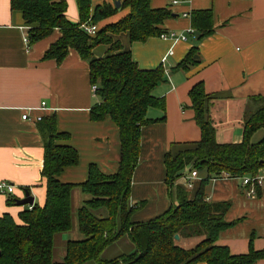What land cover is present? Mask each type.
<instances>
[{"label":"crops","instance_id":"1","mask_svg":"<svg viewBox=\"0 0 264 264\" xmlns=\"http://www.w3.org/2000/svg\"><path fill=\"white\" fill-rule=\"evenodd\" d=\"M173 1L152 0L151 6L171 10L173 17L165 22V33L182 34L187 39L153 38L132 46L133 58L141 69L163 66L167 77L155 90V96L165 101L166 110L150 108L147 118L153 123L142 131L141 155L130 195L137 209L132 217L134 223L149 222L169 211L178 202L177 188L186 189L187 178L194 172L187 168L174 186H170L164 163L166 153L173 146L183 148L202 139L189 97L193 87L203 83L206 94L218 97L212 101L209 115L220 144L243 141L245 114L257 108L252 99L264 97V0H191L176 5ZM113 2L92 0V12ZM10 3L11 0H0V185L7 183L14 191L0 192V217L10 214L21 224L22 212L34 205L43 207L46 202L47 183L42 178L44 140L39 132L42 121L38 122L37 117L45 120L54 116L58 131L70 135L68 144L79 153V164L67 168L60 176V181L66 184L84 183L92 164L105 175L116 174L121 143L119 129L110 119L90 120V110L99 100L90 83L88 62L75 51L60 65L52 60L44 61L46 51L60 38V32L55 31L28 46V27L23 15L12 11ZM67 3L66 15L77 24L76 0ZM204 10L213 12L215 33L198 44L192 14ZM128 13L129 9L122 10L100 27L117 23ZM195 46H198L199 55L195 59H199V64L187 72L175 71ZM170 51L173 54L169 56ZM43 102L46 106L41 109ZM27 112L31 119L24 121ZM263 139L264 129H261L253 135L251 143L258 144ZM197 173L192 180L193 188L187 190L191 200L206 176ZM25 190L34 199L33 206L8 204L9 198L24 199ZM204 193L209 203L231 205L225 219L235 225L220 234L218 245L228 247L236 256L248 254L251 248L264 250V185L256 197L248 198L242 178L224 177L209 180ZM76 196L80 197L79 193ZM63 236V245L81 240L76 233L73 240L68 234ZM256 264H264V260Z\"/></svg>","mask_w":264,"mask_h":264},{"label":"trees","instance_id":"2","mask_svg":"<svg viewBox=\"0 0 264 264\" xmlns=\"http://www.w3.org/2000/svg\"><path fill=\"white\" fill-rule=\"evenodd\" d=\"M114 1L120 2V8L105 3L92 12V0H76L79 22L74 24L66 15L67 0H11V10L21 12L28 27V46L60 32L44 61L60 65L75 51L88 62L90 83L97 87L95 95L99 99L90 110V120L110 119L118 127L121 159L116 174L105 175L92 164L84 183L61 182V174L76 167L80 156L68 144L70 135L58 131L56 118H42L39 132L44 140L42 178L47 183L46 202L43 207L34 205L22 212L21 224L10 214L0 217V264H256L264 260V250L258 252L250 247L248 254L236 256L228 247L217 244L220 234L235 225L225 219L231 205L209 203L204 193L209 180L252 177L264 169V139L251 143L253 135L264 129V97L252 99L257 108L245 114L243 141L220 144L209 115L211 103L218 97L206 94L203 83L193 87L189 97L202 139L183 148L173 146L166 153V182L174 186L189 167L205 174V180L193 200L187 189L178 187V202L169 211L146 223L133 222L137 209L130 195L141 155L142 131L153 123L147 118L150 108L166 110L165 101L155 96V90L167 77L163 66L141 69L133 58L132 46L160 38L173 13L168 8L153 9L152 0ZM126 9L128 15L119 22L100 27ZM83 25L96 26V35L87 34ZM192 28L198 44L213 36V12H194ZM100 47L105 50L96 56L94 51ZM197 55L195 46L175 71L187 72L198 65ZM76 189L91 196L77 211L78 231L83 239L69 241L63 260L55 262V237L73 229L72 197ZM8 204L15 205L16 200L9 198ZM102 210L107 215L97 216ZM124 237L136 250L103 259L104 252ZM193 238H201L194 247L180 245L182 239Z\"/></svg>","mask_w":264,"mask_h":264},{"label":"rangeland","instance_id":"3","mask_svg":"<svg viewBox=\"0 0 264 264\" xmlns=\"http://www.w3.org/2000/svg\"><path fill=\"white\" fill-rule=\"evenodd\" d=\"M113 5L115 7H117V1L116 2L114 1ZM68 19L71 21L70 18H68ZM71 22L74 23L73 21H71ZM104 50H105V48L100 47L94 51V54L96 56H101V54H103ZM77 193H79V195H80V197H82V199L80 197L76 196ZM89 199H91V196L84 195L81 192V190H79V189L74 190L73 197H72L73 229L70 232V234L68 233V236L69 235L71 236L70 240H73L72 237H73L74 233H76L77 235H79L83 239V236L78 231L77 211ZM96 215L97 216H106L107 212L105 210H102V211L97 212ZM63 238H64L63 235H57L55 237V246H54V261L55 262H61L63 260V256L65 255L66 245H63L62 244L63 242L61 240ZM199 240H201V238H193L191 240L182 239L180 242V245L184 246L186 248H191V247H194L199 242ZM135 250H136L135 245L130 241V239L127 237H124L120 241H118L117 243L113 244L110 248H108L104 252L102 258L103 259H113L117 256L122 255V254L132 253Z\"/></svg>","mask_w":264,"mask_h":264},{"label":"built area","instance_id":"4","mask_svg":"<svg viewBox=\"0 0 264 264\" xmlns=\"http://www.w3.org/2000/svg\"><path fill=\"white\" fill-rule=\"evenodd\" d=\"M179 2H191V0H174L173 1V4H178ZM186 17H189L188 14H185ZM83 30L91 35V36H94L96 35L97 33V27L96 26H90V25H83L82 26ZM193 32V31H191ZM160 39L162 40H167V39H173L175 41H185L187 38L185 35H182V34H177V33H174V32H171V33H163L161 36H160ZM26 42L28 44V39L26 37ZM173 54V51H170L169 52V56ZM163 61L165 62L166 61V58L163 59ZM97 91V87H93V92L95 93ZM46 106V103L43 102L42 105H41V109H44ZM30 116H29V112L25 113L23 115V120L24 121H28L30 120ZM36 120L38 122L42 121V117H37ZM198 173L197 171H194L192 172L191 176L187 178V183H186V189L187 190H191L194 186L192 180L195 179L197 177ZM242 185L247 187V193H246V196L248 198H254L256 197L257 195V191L258 189H260L263 185H264V169H262L259 174H257L256 176H247V177H244L242 178ZM14 191V187L7 184V183H2L0 185V192L1 193H4V194H12Z\"/></svg>","mask_w":264,"mask_h":264},{"label":"water","instance_id":"5","mask_svg":"<svg viewBox=\"0 0 264 264\" xmlns=\"http://www.w3.org/2000/svg\"><path fill=\"white\" fill-rule=\"evenodd\" d=\"M116 8H120V2L117 1V7ZM25 198L21 199V200H16V204L18 206H33L34 205V199L31 197V194L29 192V190H25ZM179 236H176V240H179Z\"/></svg>","mask_w":264,"mask_h":264}]
</instances>
